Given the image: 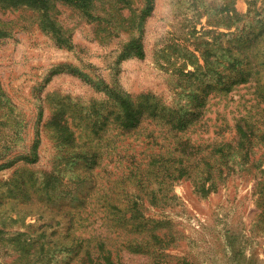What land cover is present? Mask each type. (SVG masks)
I'll list each match as a JSON object with an SVG mask.
<instances>
[{
  "label": "rangeland",
  "instance_id": "obj_1",
  "mask_svg": "<svg viewBox=\"0 0 264 264\" xmlns=\"http://www.w3.org/2000/svg\"><path fill=\"white\" fill-rule=\"evenodd\" d=\"M147 6L0 7V264L65 263L73 254L58 249L78 239L91 249L105 239L114 264H154L155 248H135L141 236L112 215L114 201H136L140 224L177 232L169 264H264L256 146L206 195L188 158L174 154L178 141L231 140L237 119L262 114L254 83L218 89L234 80L239 20L263 23L264 0H154L144 15ZM138 38L143 59L131 55ZM130 103L138 113L127 129Z\"/></svg>",
  "mask_w": 264,
  "mask_h": 264
},
{
  "label": "trees",
  "instance_id": "obj_2",
  "mask_svg": "<svg viewBox=\"0 0 264 264\" xmlns=\"http://www.w3.org/2000/svg\"><path fill=\"white\" fill-rule=\"evenodd\" d=\"M51 1L56 0H0V7L18 8V7H32L39 10H46L49 7ZM68 3L74 7L82 10H87L90 3L95 0H57ZM154 0H148V6L145 9L144 15H148L153 10ZM253 4V3H252ZM252 6V5H251ZM253 7L252 13H258L260 8ZM250 8L249 11H251ZM262 11V10H261ZM225 27V26H224ZM238 28L232 35L234 41V59L233 67L235 66L234 80L225 85L219 87L218 92L225 96L232 88L239 84L254 83L255 93L258 97V103L264 105V22L256 23H241L239 20ZM3 30V29H2ZM0 28V35H2ZM230 34H224L223 36H229ZM132 53L134 57L143 59L145 57L144 49L140 38L133 40L131 45ZM225 64H231L228 59L224 60ZM214 90L213 87L206 89V94L203 97L204 102L198 101L199 105L205 106L208 94ZM138 109L135 104L130 103L127 109V117L124 127L134 128V118ZM264 113L263 109L259 111ZM202 114V111L193 112L194 121ZM252 120V118L244 116L236 120L234 128L236 130L235 138L225 141H216L207 146L196 145L188 141H178L174 149V154L180 151L183 156L188 159L190 169H194L197 173V189L202 195L208 194L217 188L218 184L226 178V174H230L239 166L240 163H244L250 157L251 148L256 146L257 151L251 155L252 159L255 158V153L260 152V159L264 158V150L257 145L262 144L264 146V122H260L263 115ZM174 128L179 132L185 131L189 126L185 120H178L174 125ZM264 148V147H263ZM254 156V157H253ZM259 159V160H260ZM255 161V160H254ZM261 161V160H260ZM183 163H177L174 171L177 173L184 172ZM189 169V168H188ZM177 176V175H176ZM122 203L112 202L109 204V208L113 216L122 215L125 222H130L135 231L141 236L142 245L137 243L135 248L139 250H149V248H155L154 264H169L166 260L170 256V250L175 247V243L179 237L177 232L172 228L165 230V227L161 222L157 221L156 226L152 229L148 228L147 220L143 218L144 224H140L137 220L140 218V212L136 201L128 202L125 208L121 207ZM130 214V215H129ZM129 215V216H128ZM128 216V217H126ZM142 218V217H141ZM142 226V230H140ZM149 239L151 243L149 244ZM85 239H78L75 246H71L66 249H58V255L69 252L73 254L69 261L60 264H114L111 258V251L105 247V239H100L96 245L95 251L89 246L82 245V241ZM185 261V257L181 258ZM44 264H52L51 260H46ZM59 264V262L55 263ZM185 264V262H181Z\"/></svg>",
  "mask_w": 264,
  "mask_h": 264
}]
</instances>
